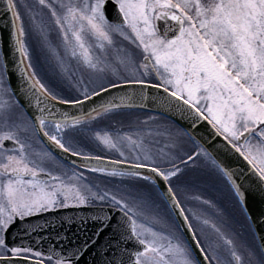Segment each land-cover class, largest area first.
<instances>
[{
  "label": "snow or ice",
  "instance_id": "6c2138e0",
  "mask_svg": "<svg viewBox=\"0 0 264 264\" xmlns=\"http://www.w3.org/2000/svg\"><path fill=\"white\" fill-rule=\"evenodd\" d=\"M5 2L13 52L19 56L16 67L39 112L32 129L66 156L58 158L47 144L36 150L22 138L28 128L13 119L12 105L0 96V264H80L108 230L103 255L109 250L114 255L102 264H264V243L256 259L243 239L252 228L248 222L255 223L247 194L258 191L264 197V0H36L47 10L49 22L42 12L27 8L32 30L55 59L61 81L75 86V96L61 95L43 82L33 64L21 4ZM161 20L174 24L161 30ZM53 26L59 45L51 43ZM84 74L93 87L81 90ZM126 87L140 90L139 105L133 103L136 92L95 103ZM0 89L4 95L12 91L2 77ZM145 89L156 90L160 95L153 99L187 123L182 132L131 126L125 130L114 124L94 128L122 109L142 107L148 99ZM89 102L92 106L84 111ZM205 123L208 127L198 135ZM182 136L192 142L191 151L182 150ZM159 137L167 142L153 151L151 145L159 144ZM86 139L118 158L77 147ZM232 155L242 161L235 168L227 163ZM67 157L75 158L71 165ZM199 159L227 186L229 206L200 195L181 199L185 169ZM85 172L130 183L123 190L91 185L84 183ZM187 199L214 209L221 223L186 208ZM70 205H95L102 214L90 217L94 231L85 232L66 254L50 249L45 255L30 246L9 244L14 227L34 231L31 218ZM151 208L156 212L149 215L146 209ZM260 218L264 222V211ZM193 221L204 225L200 233ZM230 225L240 231H226Z\"/></svg>",
  "mask_w": 264,
  "mask_h": 264
},
{
  "label": "water",
  "instance_id": "95a60500",
  "mask_svg": "<svg viewBox=\"0 0 264 264\" xmlns=\"http://www.w3.org/2000/svg\"><path fill=\"white\" fill-rule=\"evenodd\" d=\"M11 16L6 12V2L5 0H0V59L2 68L4 69V64L7 63L8 75L4 76L7 86L12 89L11 94L19 106L24 110L28 118L32 121V118L36 115H39L38 110L35 107V99L31 96L28 91L27 82L24 81L20 74L19 70L16 67V61L19 59L17 54H14L11 41ZM158 26L161 30L166 26V24H174V21H157ZM139 89L133 87H126L119 90H112L109 94L98 98L95 103H99L102 100L108 99L110 96H119L125 94H131L136 92L137 95L134 97L133 103L136 105L140 104ZM144 91L148 94V99L143 101V106H135L132 108L126 109H138L143 111H148L157 115H160L182 130L187 127V123L183 121L178 113L165 111L164 106L158 104L154 97H158L160 94L157 93L154 89H145ZM58 107L69 110L75 113L76 109H71L69 106L57 105ZM92 106V102L84 105V111H87ZM208 126L202 124L198 130V135L202 134ZM195 131V130H194ZM41 142L45 145H48V148L52 150L59 157H65L66 154L59 153L55 149V146L47 141L42 134L38 136ZM217 144L220 143L219 140L216 141ZM75 159L72 157H67V163L71 164V160ZM79 163V161H78ZM94 163V162H93ZM227 163L232 167H236L239 161L238 157L235 155L227 156ZM238 183L239 178L237 177ZM249 209L252 216L255 218V223L251 221L249 223L252 225V230L254 232L255 238L257 240L258 246L264 243V222L261 221V212L264 211V197L258 191H252L247 194ZM96 214H102L98 212L97 207H82V208H73L65 209L50 213H45L40 217H33L30 219L29 223L35 227V230L32 231L28 229L25 225H18L14 227L9 233L8 242L9 244L15 245H24L30 246L35 250L42 251L45 255L49 253V250L60 251L61 249L65 250V254L68 249L76 246L79 241L74 242L71 239L70 229L73 224H75L76 234L78 239H83V235L87 232L89 235L94 231L93 221L90 219L91 216ZM71 221V222H70ZM83 221H86L83 222ZM110 233V230L105 232L99 239V243L96 247L92 248V253L94 257V262L92 264H102V261L108 258L113 257V251L109 250L107 256L103 255L104 245L106 243L105 237ZM186 235H190L186 233ZM76 239V238H74ZM124 242L121 241L119 247H123ZM131 249V245L128 246ZM116 258H120V253H115ZM127 259L125 254L123 257ZM80 264H82L80 262ZM85 264V263H84Z\"/></svg>",
  "mask_w": 264,
  "mask_h": 264
},
{
  "label": "rangeland",
  "instance_id": "374dc122",
  "mask_svg": "<svg viewBox=\"0 0 264 264\" xmlns=\"http://www.w3.org/2000/svg\"><path fill=\"white\" fill-rule=\"evenodd\" d=\"M20 4H24L23 6V15L27 19H29V14L27 11V8H32L34 11L39 12V8L36 4L29 3L30 5L26 4V0H19ZM27 6V7H25ZM22 10V8H20ZM41 17L38 16L37 19L39 20ZM32 29V25H31ZM51 43L53 45H59L60 42L58 40L57 32L54 29H52L51 32ZM117 44L120 45L121 42L119 38H117ZM130 48H133L134 46L129 45ZM37 49V46H36ZM46 53L47 49L44 48ZM63 51V49L61 48ZM38 51V49H37ZM114 55V53H112ZM1 65V64H0ZM0 77H3V72L0 66ZM79 78V77H77ZM67 83V80L60 81V83H56V91L59 94L65 95V96H75L78 93L75 90L70 91L65 84ZM87 86L89 88L93 87V84L89 83L88 77H84V84L79 85L80 89L83 90V88ZM0 96H3L4 99H7L8 101H12V98L8 95L3 94V89H0ZM154 118V119H150ZM142 121H148L147 124L141 123ZM115 125L116 127H123L125 130H128L131 126L132 128L141 127V128H148L151 127L153 129L160 128L163 130L164 128L170 129L174 134L178 132H182L180 128H178L176 125L172 124L170 121L166 120L165 118L158 116L156 114H153L151 112L142 111V110H135V109H123L120 110L119 115H110L106 119H103L99 121L96 125H94V128L97 129H105L108 128L110 125ZM90 136V134H88ZM77 138H79L80 134L75 133ZM160 143L151 145L153 151L159 148H164L165 143L167 142L165 137H159L158 138ZM180 143L182 145L183 151H191L193 149V144L189 140L188 137L182 136ZM77 147L83 148V150L87 153L90 152L91 154H102L105 156H109L111 158H118L117 154L114 152H108L107 150L103 149L100 146H97L95 142H93L91 139H86L83 144H78ZM167 151V149H165ZM90 180H88L87 183H90L91 185H97L99 184L101 187H110V188H117L119 187L121 190L125 188V186L130 183V181L127 178H124V182H120V178H111L107 176H101L99 173H92L90 175ZM182 181L187 182L186 184H182L181 186L185 188V191L181 192V199L184 200L185 196L193 197L196 195H200L201 197L205 199H209L214 201L218 206L220 207H226L225 202L223 200L222 203L218 202L220 199L224 197L229 198L228 188L223 183V181L220 179V177L212 170L211 166L209 164H206L203 159H199L196 161L195 165H190L185 169V174L182 177ZM185 206L186 208H192L193 210L199 212H204L210 219H215L218 224L221 223L220 219L215 216V210L208 208L207 206L199 203L198 201L194 199H187L185 200ZM146 212L151 215L156 212V209H146ZM231 209H229V215H231ZM240 220V223H243V219L240 217H237ZM193 223L196 225L197 229L204 228V225L200 222L201 226L197 225L194 221ZM223 226V225H222ZM235 228L237 232L240 231V228L238 225H230L229 227H225L226 231H230L231 228ZM205 231H209L208 229H204ZM201 231V230H200ZM199 233V232H198ZM243 239L248 242L253 248V250L256 253V259L260 258V254L257 248V245L253 239V236L251 232H246L243 236ZM245 256V259L247 260V252L243 253Z\"/></svg>",
  "mask_w": 264,
  "mask_h": 264
},
{
  "label": "flooded vegetation",
  "instance_id": "af4514ba",
  "mask_svg": "<svg viewBox=\"0 0 264 264\" xmlns=\"http://www.w3.org/2000/svg\"><path fill=\"white\" fill-rule=\"evenodd\" d=\"M29 3H32V4H36V0H26V4L30 5ZM37 5V4H36ZM23 6L24 4L22 3V14H23ZM38 6V5H37ZM39 8V6L37 7ZM39 12H42V15H43V19L46 21V22H49V18L47 16V10H41L39 8ZM25 18V17H24ZM25 21L26 23L31 27V22L29 19H27V17L25 18ZM52 29H54V26L52 27ZM39 39V38H38ZM40 40V39H39ZM59 40V39H58ZM28 41V39H27ZM60 42V41H59ZM41 43V41H40ZM30 49L33 53V64L36 68V71L38 72V74L40 75L41 79L43 80V82H45L46 84H48L49 86L51 87H54L56 86V83H60L61 79H60V76H59V68L57 67L56 65V61L53 57H51L48 53L47 54V64L45 63V60L42 59V55H40L37 51V54L34 53V49H36V42L34 41L31 46H30ZM63 51L61 50V53ZM26 65H27V61H25ZM71 69L72 70H76L77 66L75 64V62H71V65H70ZM30 74V72H29ZM80 76V72L77 71V77ZM84 77H88L87 74H84ZM3 80H4V77H2ZM65 81V80H64ZM63 81V82H64ZM4 83H5V80H4ZM6 86V84H5ZM65 86L70 90H75V86L73 85V83H70L67 81V83L65 84ZM7 87V86H6ZM56 89V88H55ZM8 96H10L12 98V101H9V103L12 105V115H13V119H16L20 122H22L23 125H25L27 128H28V131L27 132H24L22 133V138L26 139L28 142H30L33 147L36 149V150H41L44 148V145L42 144V142L39 140V138L37 137V135L34 133L33 129H32V122L30 121V119L26 116V114L24 113V111L21 109V107L15 102V100L13 99V97L11 96L10 92L7 93ZM62 95V94H61ZM67 165H71V164H68ZM48 167H51V165H48ZM79 170V169H78ZM92 173L91 172H85V176L87 177V181H84V183H87L88 180H90V175ZM81 206H89V205H81ZM95 206V205H93ZM75 207H79V206H75V205H70L68 207L69 208H75ZM64 209H67V208H64ZM58 210H61V209H58ZM198 226L201 224L198 223L197 221H194ZM194 224V223H193ZM194 227H196V225L194 224ZM197 229V227H196ZM199 230L201 229H197V232H199ZM70 232H71V239H73L74 241H76V239H74L75 234H76V228H75V224H73L72 228L70 229ZM252 236H253V239L255 241V238H254V235H253V232H252V229L251 231ZM256 243V241H255ZM75 247V245L73 246ZM92 250V249H91ZM89 251L87 252L82 260L80 261L82 264L86 263V264H92L94 262V257H93V253L92 251Z\"/></svg>",
  "mask_w": 264,
  "mask_h": 264
},
{
  "label": "bare ground",
  "instance_id": "6f19581e",
  "mask_svg": "<svg viewBox=\"0 0 264 264\" xmlns=\"http://www.w3.org/2000/svg\"><path fill=\"white\" fill-rule=\"evenodd\" d=\"M21 8H22V4H21ZM21 14H22V11L20 10ZM23 15V14H22ZM25 15V14H24ZM23 15V16H24ZM26 16V15H25ZM24 23H25V27L26 29L28 30V44L29 46H31V44L35 41L36 42V46H37V49H38V53L40 55H42V59L45 60V63L47 64V54H46V51L44 49V47L41 46V43H40V40L38 39V37L34 34L33 30L31 29V27L26 23L25 21V18H24ZM37 49H34V53L37 54ZM70 136H74L75 133H70L69 134ZM68 137H66L67 139ZM46 139V138H45ZM47 140V139H46ZM51 143V142H50ZM190 166V165H189ZM224 200L225 202V206H229V202H230V197H226L224 195V197L222 199H220L218 202L222 203ZM199 233H200V230H199Z\"/></svg>",
  "mask_w": 264,
  "mask_h": 264
}]
</instances>
